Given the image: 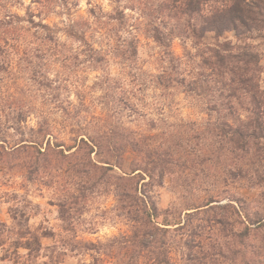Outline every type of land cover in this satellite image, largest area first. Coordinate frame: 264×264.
Here are the masks:
<instances>
[{"label":"rangeland","instance_id":"374dc122","mask_svg":"<svg viewBox=\"0 0 264 264\" xmlns=\"http://www.w3.org/2000/svg\"><path fill=\"white\" fill-rule=\"evenodd\" d=\"M165 1L0 0V264H264V138L229 139L257 110L212 58L257 53L264 91V32ZM105 196L122 227L89 239Z\"/></svg>","mask_w":264,"mask_h":264},{"label":"trees","instance_id":"16d2710c","mask_svg":"<svg viewBox=\"0 0 264 264\" xmlns=\"http://www.w3.org/2000/svg\"><path fill=\"white\" fill-rule=\"evenodd\" d=\"M217 2H220V4ZM161 7L168 12L175 10L181 16L185 15L190 19L199 17L202 21L201 27L192 28L193 32H198L197 35L201 38L205 37L209 31H215L218 35H222L226 31H233L236 37L240 38H243L245 35L247 38L263 36L264 0H166ZM170 14H173V12H170ZM188 22L191 21L188 19ZM188 27L191 28L190 26ZM160 34L161 31L159 28H156L154 36L162 42V35ZM214 57L220 66L218 70L223 69L224 75H229V81H226L227 94L230 97H237L239 92L244 90V93L251 97V101L257 110L255 111L256 117L247 123V130L242 131L240 128H237L235 133L232 132V137L229 136V139L230 141L237 139L238 146L244 150L252 142L254 146L258 147L259 143L256 140L259 141V138H264V134L262 133L264 126L263 123L259 122L264 115V91L261 90L256 73L261 56L248 51L244 55H220L217 52V54L212 56V58ZM231 61L233 62L232 66L229 65ZM221 81L223 82V80ZM219 136L221 135L219 134ZM225 136L228 137V135ZM85 143L88 144L87 141ZM248 152L249 150H246V153ZM245 155L238 153L236 156L242 159ZM136 170L135 168L133 173ZM235 170L238 176L243 177L244 167L239 166ZM256 171L254 170L255 173ZM126 175L129 176H122L121 178L125 179L127 177L128 179H132L136 176L132 175V173ZM256 178L258 182L264 181V168L263 173L261 175L258 174ZM142 246L145 250L149 248V244L147 243H142ZM167 262L165 261V263Z\"/></svg>","mask_w":264,"mask_h":264},{"label":"clouds","instance_id":"9594fccd","mask_svg":"<svg viewBox=\"0 0 264 264\" xmlns=\"http://www.w3.org/2000/svg\"><path fill=\"white\" fill-rule=\"evenodd\" d=\"M83 7V5H82ZM107 7V5H106ZM34 123V121H33ZM119 171V169H117ZM163 193V203L161 204V207H167L168 203L171 199H175V197L171 194L165 191L164 189L160 190ZM41 203H43L41 201ZM115 199L113 196H105L101 197L95 202H90L89 207L91 208V211L85 213L84 219L88 221H94L95 227L97 231L94 235H89V239H105L107 236H111L116 234L122 225L120 224H113L110 220H105V218L102 215H99L101 213L110 212V209L115 206ZM39 219H42V217L37 218V220L33 221V224L37 223ZM56 223V221H53ZM88 225H82L81 226V235H86L83 232V228L87 227ZM45 243H51V241H45Z\"/></svg>","mask_w":264,"mask_h":264}]
</instances>
